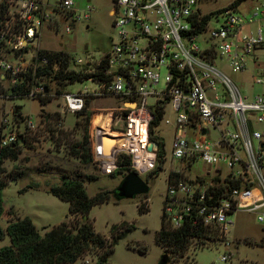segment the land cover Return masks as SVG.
Listing matches in <instances>:
<instances>
[{
    "label": "built area",
    "instance_id": "built-area-1",
    "mask_svg": "<svg viewBox=\"0 0 264 264\" xmlns=\"http://www.w3.org/2000/svg\"><path fill=\"white\" fill-rule=\"evenodd\" d=\"M199 1L112 0L117 39L94 66L82 69L91 73L87 79L93 87L61 96L70 113L83 109L91 94L118 100L94 113L89 132L92 161L104 173L113 172L122 155L130 157L138 174L154 169L159 151L165 159L155 129L160 122L170 126L171 159L182 161L183 168H169L161 212L172 229L200 226L205 236L199 243L193 236L191 244L222 243L226 251L220 259L226 260L228 215L244 210L264 220V0L213 10L200 9ZM92 8L78 7L74 0H0V97L14 87L43 96L60 62L54 49L40 44L42 28L68 33ZM217 59L231 71L248 73L251 86L263 89L249 93ZM68 61L65 69L89 63ZM45 67L50 72L36 73ZM2 121L1 147L18 142L34 123L29 116L22 127ZM106 133L114 136L108 148ZM199 161L202 171L193 174Z\"/></svg>",
    "mask_w": 264,
    "mask_h": 264
},
{
    "label": "rangeland",
    "instance_id": "rangeland-1",
    "mask_svg": "<svg viewBox=\"0 0 264 264\" xmlns=\"http://www.w3.org/2000/svg\"><path fill=\"white\" fill-rule=\"evenodd\" d=\"M78 7L86 4L93 6L87 20L76 22L71 31L66 33L42 28L41 45L54 49V54L64 52L68 58L88 60L87 64L77 66L78 70L92 67L96 60L104 55L111 40L117 39V30L111 26L112 17L109 10L113 7L112 0H74ZM232 0H200V9L213 10L229 5ZM58 49V50H57ZM57 61L60 59L56 57ZM95 62V63H94ZM69 61L67 62V64ZM218 67L226 70L229 75L241 83L249 93H257L263 89L261 85H252L248 73L231 71L224 59H217ZM54 65V64H53ZM71 66V64H70ZM165 70H161L164 74ZM47 92L43 96H8L0 97V130L2 119L12 120L13 125L24 126L27 116L33 120V126L26 127L23 135L26 141L20 144L17 157L4 158L0 172L6 185L2 188L4 212L0 215V225L5 226L9 220L24 215L29 216L40 233L62 220L67 223L80 221V214H69L68 202L53 195L48 188L61 180L62 174H92L95 178L84 179L83 186L89 196L98 190H112L120 182L122 173L114 170L104 173L96 163H82L71 154L70 143L81 139L84 121L83 114L70 113L65 110L62 91L75 92L85 86L93 87L88 79L74 80L67 84L56 80H46ZM66 84V85H64ZM48 96V101L40 102L39 98ZM118 105L114 97L88 95L83 108L90 111L91 117L87 125L88 132L92 128V120L96 111L108 110ZM15 106L19 108L15 111ZM57 117L59 119H57ZM14 121V122H13ZM9 125V124H8ZM261 129V125H257ZM51 131H50V130ZM58 129L66 131L64 137ZM162 141L165 159H162L156 174L139 173L148 183L149 189L144 194L133 197L115 199L111 194L102 202L93 203L88 211L95 231L103 234L107 240L109 227L116 225V230L124 229L128 223L133 227L125 231L113 244V250L107 257V264H264V241L259 243L264 232V220L259 222L253 213L237 210L228 215L232 223L228 226L230 256L226 260L220 255L226 251L222 243H211L206 246L188 245L181 256H170L169 252L154 240L155 230L159 228L163 196L166 190L165 177L169 168H178L182 172L183 162L171 159L170 146L172 129L160 122L155 129ZM70 139V140H69ZM202 163L199 161L192 166V172L200 173ZM140 200L148 205V210L139 212L137 205ZM9 242L7 234L0 239V246ZM144 247L145 250H139ZM163 253L167 260L159 263ZM97 249L91 247L72 264H94ZM171 257V258H170Z\"/></svg>",
    "mask_w": 264,
    "mask_h": 264
},
{
    "label": "trees",
    "instance_id": "trees-1",
    "mask_svg": "<svg viewBox=\"0 0 264 264\" xmlns=\"http://www.w3.org/2000/svg\"><path fill=\"white\" fill-rule=\"evenodd\" d=\"M240 0H232L230 3L236 4ZM56 57L60 59V67L52 76L57 82L64 81L66 84L74 80L87 79L91 73L83 72L81 70L65 69L68 62V55L64 52H58ZM98 67H104V59L101 60ZM41 72H50V69L43 70L37 68L38 74ZM64 84V85H66ZM28 90L12 88L9 96H24ZM57 93H62V89H57ZM49 97L44 96L39 98L40 102L48 101ZM76 114H83L84 128L80 140L71 141V154L79 159L82 163L93 162L90 147H89V132L87 125L90 121L91 113L86 108L81 109ZM159 115L153 121L158 123ZM57 119H59L57 117ZM50 130V129H49ZM64 137L66 131L58 129ZM51 131V130H50ZM68 139L69 133L67 132ZM151 139L155 137L150 136ZM70 140V139H69ZM26 141V137L15 142L11 146H0V172L3 171L1 165L4 158H16L20 151V144ZM158 165L156 169L152 170L150 174H156L162 162V151L158 152ZM119 170L124 176L128 171L132 170L130 167V157L122 155L117 160ZM95 175L79 173L74 175L62 174L61 180L57 184L49 186L48 191L58 198L68 202L69 214H80L81 219L76 223H67L62 220L58 224L51 226L44 233H40L33 223L32 219L24 215L9 220L3 227L0 225V239L4 234L8 235L9 242L0 246V264H72L76 261L82 253L89 250L91 247L97 249V257L94 264H107V257L113 250V244L117 239L127 230H130L133 225L128 223L127 226L120 230H116V225L111 224L109 227V237H106L95 231L91 219L88 218V211L93 203L105 201L112 195V190H98L94 195L89 196L83 186L84 179L95 178ZM6 182L0 178V215L4 212V205L2 201V188ZM113 196V195H112ZM137 209L139 212L148 210V205L144 200H140ZM211 229H208L210 232ZM193 236H197V243H199L203 236V229L200 226L196 228L184 225L179 229H172L166 222L162 212L160 216V225L155 230L154 240L159 244L163 250L169 252L170 256H181L191 243ZM208 236V235H206ZM264 241V232L259 240L262 245ZM139 250L144 251L141 247ZM171 258V257H170Z\"/></svg>",
    "mask_w": 264,
    "mask_h": 264
},
{
    "label": "water",
    "instance_id": "water-1",
    "mask_svg": "<svg viewBox=\"0 0 264 264\" xmlns=\"http://www.w3.org/2000/svg\"><path fill=\"white\" fill-rule=\"evenodd\" d=\"M18 108L19 106H15V111ZM103 138L106 148H108L109 144L111 143L109 141L113 139L114 136L106 133ZM148 189V183L135 170H130L121 178L118 185L112 189V195L115 199L122 197H133L137 194L146 193ZM166 260L167 254L163 253L159 259V263H164Z\"/></svg>",
    "mask_w": 264,
    "mask_h": 264
},
{
    "label": "bare ground",
    "instance_id": "bare-ground-1",
    "mask_svg": "<svg viewBox=\"0 0 264 264\" xmlns=\"http://www.w3.org/2000/svg\"><path fill=\"white\" fill-rule=\"evenodd\" d=\"M112 140H110L109 142H111ZM105 142V141H104ZM107 151V149H105Z\"/></svg>",
    "mask_w": 264,
    "mask_h": 264
}]
</instances>
